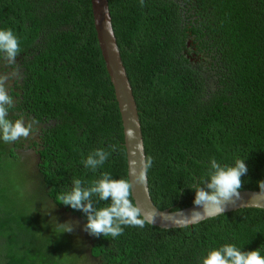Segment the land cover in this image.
I'll return each mask as SVG.
<instances>
[{
  "label": "trees",
  "instance_id": "16d2710c",
  "mask_svg": "<svg viewBox=\"0 0 264 264\" xmlns=\"http://www.w3.org/2000/svg\"><path fill=\"white\" fill-rule=\"evenodd\" d=\"M109 6L152 161L154 204L173 211L192 206L188 187L206 173L211 157L221 164L246 158L240 190H259L264 0H109ZM0 27L19 37L14 64L0 54V76L13 99L8 118L32 125L28 137L0 141V264H69L49 228L27 216L8 174L24 155L44 199L81 226L84 214L57 202L73 177L91 181L107 171L129 179L122 117L92 1L0 0ZM97 148L110 155L92 172L81 161ZM84 238L89 264H200L207 250L225 243L264 254V209L180 228L126 226L116 238L84 231Z\"/></svg>",
  "mask_w": 264,
  "mask_h": 264
},
{
  "label": "clouds",
  "instance_id": "9594fccd",
  "mask_svg": "<svg viewBox=\"0 0 264 264\" xmlns=\"http://www.w3.org/2000/svg\"><path fill=\"white\" fill-rule=\"evenodd\" d=\"M19 37L11 28L0 27V54L14 64L19 52ZM0 76V141L12 143L21 137H28L32 125L26 124L22 118L10 120L9 109L13 99L9 95L5 81ZM129 139H134V132L129 130ZM115 149H113L114 151ZM110 153L103 148L90 152L81 161L86 169L96 172L108 160ZM246 158H236L231 164H221L215 157L209 158L208 168L190 188L194 193L193 210L185 215L181 212L170 213L176 217L181 227L196 224L204 218L224 215L229 205L236 206L241 201L242 179L247 175ZM151 158L143 163L136 181L143 186L147 181V170L151 167ZM258 193H253L250 204L264 200V180L257 182ZM132 183L127 178H114L110 172L102 171L99 178L85 181L73 177L71 187L58 194L57 202L84 214L86 222L82 230L93 237L116 238L123 234L124 227L143 228L145 224L155 223L157 212L145 213L132 199ZM100 202H106L99 206ZM199 209V210H197ZM168 214V213H166ZM61 233H71L77 222L65 221L57 223ZM200 264H264V254L260 248L242 251L235 243H225L211 248L202 256Z\"/></svg>",
  "mask_w": 264,
  "mask_h": 264
},
{
  "label": "water",
  "instance_id": "95a60500",
  "mask_svg": "<svg viewBox=\"0 0 264 264\" xmlns=\"http://www.w3.org/2000/svg\"><path fill=\"white\" fill-rule=\"evenodd\" d=\"M91 1L99 45L111 82L114 86L116 99L122 117L125 147L127 152L128 175L129 180L133 185L132 197L135 203L145 213L153 211L157 212L156 221L155 223H150L151 225L165 229L180 228L181 226L177 223L176 217L170 213L181 212L187 215L191 210H193L194 205L174 211L171 209H159L154 204L150 194L148 174L147 181L143 186L138 184L136 181V177L146 160L144 137L137 102L113 28L109 0ZM129 130L134 132V139L128 138L127 133ZM240 192L242 197L241 201H239L236 206L229 205L225 213L245 208L264 209V200H258L251 204L249 201L253 193H258L259 190H240ZM207 219L210 218L206 217L200 222ZM193 225L195 224H189L188 226Z\"/></svg>",
  "mask_w": 264,
  "mask_h": 264
},
{
  "label": "rangeland",
  "instance_id": "374dc122",
  "mask_svg": "<svg viewBox=\"0 0 264 264\" xmlns=\"http://www.w3.org/2000/svg\"><path fill=\"white\" fill-rule=\"evenodd\" d=\"M8 177L14 183L15 190L21 192L20 201L24 204L23 207L29 210L27 216H32L34 224L38 225L39 228L47 226L51 234L54 235L60 256L69 264L91 263L80 221L69 213H61L44 199L40 182L35 175L31 161L23 155V158L18 161V165L8 174ZM65 221H74L77 222V225L73 232L60 234L56 222L63 223Z\"/></svg>",
  "mask_w": 264,
  "mask_h": 264
}]
</instances>
